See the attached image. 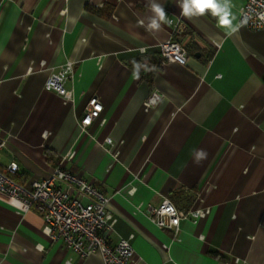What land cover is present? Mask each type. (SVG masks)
I'll list each match as a JSON object with an SVG mask.
<instances>
[{"label": "crops", "instance_id": "crops-1", "mask_svg": "<svg viewBox=\"0 0 264 264\" xmlns=\"http://www.w3.org/2000/svg\"><path fill=\"white\" fill-rule=\"evenodd\" d=\"M152 2L185 23L186 65L163 64L171 27L148 28ZM246 2L229 0L222 25L211 11L183 15L180 0H0V170L16 163L29 188L73 152L63 168L110 198L108 241L130 240V264H264V31L240 27ZM67 61L64 105L44 85ZM153 92L162 99L145 111ZM95 96L103 111L82 132ZM164 199L211 213L174 235L149 219ZM43 228L0 201V264H104Z\"/></svg>", "mask_w": 264, "mask_h": 264}, {"label": "built area", "instance_id": "built-area-1", "mask_svg": "<svg viewBox=\"0 0 264 264\" xmlns=\"http://www.w3.org/2000/svg\"><path fill=\"white\" fill-rule=\"evenodd\" d=\"M171 27L168 40L159 44L160 55L164 63L186 65L188 54L183 45L187 27L181 19L166 18ZM240 27L254 32L264 31V0H247L239 13ZM144 52V51H143ZM74 73V63L67 61L47 78L44 88L58 95L64 105L73 102V93L67 84ZM162 96L153 92L144 103V110L156 107ZM103 105L98 97L88 102L80 120V129H87L99 119ZM105 144L112 146L111 138ZM6 148V141L0 138V155ZM69 153L61 165L49 178L33 181L29 188L17 182L19 167L9 164L0 170V201L13 207L18 214L30 211L38 213L44 222L43 232L54 242H62L66 249L81 259L98 254L104 264H130L134 259V249L130 240L122 239L115 245L108 241L117 220L108 210L110 198L95 184L87 182L79 175L63 168ZM210 208H195L182 211L168 199L157 207H149L148 215L152 223L161 230H169L177 235L181 222L193 223L207 218ZM70 264V262H67Z\"/></svg>", "mask_w": 264, "mask_h": 264}, {"label": "clouds", "instance_id": "clouds-1", "mask_svg": "<svg viewBox=\"0 0 264 264\" xmlns=\"http://www.w3.org/2000/svg\"><path fill=\"white\" fill-rule=\"evenodd\" d=\"M178 6L182 10V14L185 16L191 15H204L206 11H211L213 15L219 17V23L222 25H227L230 23L228 20L229 16V0H180ZM152 11L156 14L149 18L148 28L149 29H159L161 27V22L166 19V12L164 8L152 2L150 5ZM202 150L197 153V157L201 158L205 156Z\"/></svg>", "mask_w": 264, "mask_h": 264}, {"label": "trees", "instance_id": "trees-1", "mask_svg": "<svg viewBox=\"0 0 264 264\" xmlns=\"http://www.w3.org/2000/svg\"><path fill=\"white\" fill-rule=\"evenodd\" d=\"M140 63H141V66L139 68H142V69L145 68V67H148L149 68L148 63H143L141 61H140ZM16 180L19 181V176L16 177Z\"/></svg>", "mask_w": 264, "mask_h": 264}]
</instances>
